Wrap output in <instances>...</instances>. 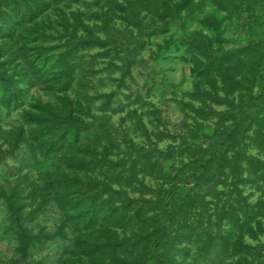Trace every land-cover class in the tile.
I'll use <instances>...</instances> for the list:
<instances>
[{"label":"rangeland","instance_id":"374dc122","mask_svg":"<svg viewBox=\"0 0 264 264\" xmlns=\"http://www.w3.org/2000/svg\"><path fill=\"white\" fill-rule=\"evenodd\" d=\"M0 76V264H264V0H0Z\"/></svg>","mask_w":264,"mask_h":264},{"label":"trees","instance_id":"16d2710c","mask_svg":"<svg viewBox=\"0 0 264 264\" xmlns=\"http://www.w3.org/2000/svg\"><path fill=\"white\" fill-rule=\"evenodd\" d=\"M20 2H22V0H9V3H11L13 5V7L15 8H20ZM26 3V2H24ZM35 6H29V8H27V12L22 13L21 10H18L17 12V19H15V21L12 23V25L10 27H16L18 26L21 22H23L27 17H34L37 14V12H40V5H37L36 3H34ZM35 7V8H34ZM12 11H14V8L12 9ZM8 38H12V34H8ZM98 39L96 38H76L75 36L72 37L71 41L69 42V50L72 52H76L77 54L85 49L86 47H93L98 45ZM0 80H3V77L0 76ZM5 91V92H4ZM3 91V93H5L2 101L5 103H7L9 101L10 98V94L8 92V88H5V90ZM42 121V120H41ZM46 121L47 123H49V120H43ZM67 121L70 122V125H72L71 127L68 125L67 127H64L63 129H61L59 131V127L55 124V122H50L47 130L40 132V136L43 137H48V141L47 144L45 145V151L44 153L48 154L49 152L54 151V145H58V147L60 146H65L67 145V149H72L73 147H75V145H77V143H86L89 142V140H92L94 142H99L101 140L100 138V134H91L90 132L84 130V131H80L77 130V127H74L73 125L75 123H77V117L75 118V116H72L71 113L67 116ZM59 126H61L59 124ZM92 136H91V135ZM56 137V140L55 138ZM94 137V138H92ZM71 138V142H69L68 144L67 141L68 139ZM77 166H81V163L77 164V159L73 160L70 164V169H71V174H67V175H63L62 178L60 179V181H57V183L59 182L60 185V191L62 193V202L65 204V206L69 205V203H73L72 207L77 206ZM69 211H73V210H69ZM74 227H77V224H75ZM159 246H162L163 248L168 247L171 245L172 243V239L169 238V236L167 235H163L162 239L157 242ZM158 249V246H157Z\"/></svg>","mask_w":264,"mask_h":264}]
</instances>
